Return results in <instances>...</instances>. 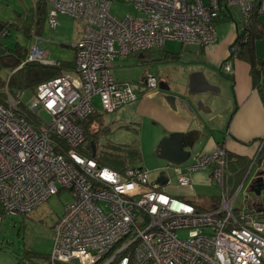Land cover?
<instances>
[{
  "label": "built area",
  "instance_id": "1",
  "mask_svg": "<svg viewBox=\"0 0 264 264\" xmlns=\"http://www.w3.org/2000/svg\"><path fill=\"white\" fill-rule=\"evenodd\" d=\"M45 1L49 28H56L58 15L64 14L81 22L83 31L72 70L39 83L26 102L23 90L3 87V215H26L52 195L70 194L71 202L52 225L49 264H264V216L232 208L239 188L231 195L225 184L224 147L199 154L186 168L210 169L221 190L210 210L166 193L146 168L117 171L78 151L85 141L78 121L96 110L95 98L104 113L137 99L129 82L113 77L114 61L160 48L166 40L212 44L223 6L238 7L245 26L253 9L264 13V0H123L136 14L121 18L112 15V0ZM238 50L239 45H232L230 55ZM26 60L49 63L42 42L31 46ZM222 70L231 72L230 64L223 63ZM142 83L155 89L158 79L146 73ZM22 106L36 125L21 113ZM55 136L68 146L65 153L56 150ZM175 170L177 185L191 183L180 168ZM180 231L186 235L179 236Z\"/></svg>",
  "mask_w": 264,
  "mask_h": 264
},
{
  "label": "crops",
  "instance_id": "2",
  "mask_svg": "<svg viewBox=\"0 0 264 264\" xmlns=\"http://www.w3.org/2000/svg\"><path fill=\"white\" fill-rule=\"evenodd\" d=\"M39 2L42 3V0H0V19H11L16 16L18 19L25 20L23 27L35 29L36 19L44 18L40 33L31 37L38 44L42 42L45 50L44 41L46 40L43 37L45 23L46 27L51 29L46 15L49 6L44 3L39 5ZM224 13L215 23L217 37L212 44H184L178 41L181 44L179 48L169 49L165 47L166 40L162 47L156 48L159 49V53H155L152 49L135 54L134 64L145 67L137 81L123 79L119 74L123 69L120 63L124 60L114 61L111 67L113 77L118 81L129 82L137 93V99L132 104L117 109L111 124H106L105 116L108 113L100 110L98 99L95 98L94 101L98 102L99 107H96V111L101 114L102 126L107 128V131L110 129L114 132L116 128H125L133 134L132 136L138 138L131 144L139 148L140 161L136 164L128 163L126 168L144 167L149 170L150 179L154 181L158 176V168L166 166V162L156 154L160 140L172 134H183L187 140L183 141L182 148L188 152V156L180 165L171 166L168 170L169 181H171L170 173L172 172L176 179L178 172L175 168H180L191 178L190 184L209 179L212 185L218 187L210 178V169H196L188 172L186 168L194 164L199 154L210 153L217 146H222L228 155L226 173L229 176L227 179V185L230 186L229 193L233 195L239 188L236 198L244 185L250 182L253 171L249 168V160L256 151L257 143L264 138V65L260 68L258 83L255 84L249 62L236 55L231 56L229 52L237 32L242 27V17L238 7L229 11L224 9ZM69 19L73 18L64 14L58 15L59 23L55 29L60 32L61 37L65 35V32L61 30L64 27L63 24H68ZM73 20L70 31L71 43L60 41V44L72 48V57L66 60L73 62L72 67L65 70L66 72L72 70L74 66V47L83 31V24ZM257 21L264 26V13L257 16ZM47 54L45 50L46 62L55 61L47 60ZM253 55L255 62L264 60V35L254 40ZM226 62L230 64L231 72L226 73L222 70V64ZM146 73L158 75V83L167 85L169 91L158 87L155 89L145 87L142 77ZM169 95L173 96L172 100L167 99ZM94 125L97 126L96 123ZM145 135L151 140V155L150 152L146 154L142 150V139ZM111 142L113 143L109 140V143ZM191 150L195 154L194 162L186 166L185 162L190 157ZM169 181L165 185L159 184L160 187L172 196L191 202L199 210H210L219 200V193L210 195L192 193L194 195L189 194L184 197L174 194L166 187L171 183ZM235 198L232 202V208L235 211L245 209L256 213L247 202L246 194H243L241 206L233 205ZM2 216L3 213L0 211V222ZM50 252L16 251L0 240V264H49Z\"/></svg>",
  "mask_w": 264,
  "mask_h": 264
},
{
  "label": "rangeland",
  "instance_id": "3",
  "mask_svg": "<svg viewBox=\"0 0 264 264\" xmlns=\"http://www.w3.org/2000/svg\"><path fill=\"white\" fill-rule=\"evenodd\" d=\"M110 11L112 15L117 18H121L126 15L134 16L136 14L132 5L126 3L123 0H112ZM14 17L16 18V16ZM14 17H12L11 19H0V22H13L14 20L12 19ZM73 21V19H69L68 24H63L64 27H62L61 29L65 32V35H63V37H61L60 32L56 31L55 28L49 30L46 27L45 23L43 37L46 40L44 41V44L46 47L45 50L48 53L46 57L47 60H67L72 57V48L60 44V41H63L65 43H71L72 37L70 31L73 25ZM2 28L3 27L1 26L0 35H3L5 37L4 32L6 28L5 30H2ZM7 31L8 35L5 38L1 39L2 42L12 49L16 48V45L18 43L21 48L27 49L28 54H30L31 46L36 44L35 40H32L33 37L27 36L22 30H20L19 28H15L14 26L9 27ZM180 45L181 44L176 40H167L165 42V47L169 49H177L180 47ZM153 50L155 51V53L160 52L159 49L156 48H154ZM135 59L136 55L133 54L124 58V61H121L120 65L121 67H123V69L120 70L121 72L119 75L122 76L123 79H134L137 81L141 73L144 71V66L134 64L136 62ZM8 72L9 69L7 68H2L0 70V75L3 76L2 78L4 80L7 79ZM156 78L159 79L158 75L156 76ZM30 96V92H26L25 98L27 100L30 98ZM95 104L96 107H99L97 101L96 103L94 101V105ZM114 113L115 112L108 113L105 116L107 125L111 124V121H113L112 119ZM90 127L93 131H96L97 129L95 125L92 124ZM109 130L100 131L97 135V137H99V141L97 143L98 147L94 148V155L96 153L97 157L100 156V151H102V148L109 143V140H111L113 141V143L115 142V144H123L122 147L125 148L123 150V153L127 154L130 157L132 151H130L129 153L128 151L132 150L131 143L134 142V139L138 140V138L132 136L133 134L125 128H116L114 132L113 130ZM142 141V150L146 154L150 152L151 155V140L148 138L147 135H145ZM105 148L109 149V145H106ZM190 152V157L185 162L186 166L189 164H193L194 162L195 154L192 153V150L189 151V153ZM92 153L93 151L91 152V154ZM129 157H127V159H129ZM144 164L146 165L145 161ZM158 164L161 165L160 163ZM153 176H155V174H153ZM170 178L171 181H169V183H171L168 184L166 187L170 189L174 194L183 195V197L188 196L192 193H194L195 195H210L218 193L220 194V188L216 187L214 184L212 185V183L209 182V179H205L201 183L197 182L194 184H188L187 186H179L175 183L176 179L172 172L170 173ZM226 186L228 188L230 187L229 185ZM246 186L247 184L244 185V188L235 198L233 205H242L243 194H245L246 192ZM71 200L72 198L70 194L67 191H62L58 194L52 195L48 200L42 202L36 209L26 215H3L0 222V240L6 242L16 251L31 250L36 252L49 253L53 247L52 225L56 221L57 217L61 216V214L63 213L64 206L71 202ZM178 235L182 237L185 236L186 233L184 231H180Z\"/></svg>",
  "mask_w": 264,
  "mask_h": 264
},
{
  "label": "trees",
  "instance_id": "4",
  "mask_svg": "<svg viewBox=\"0 0 264 264\" xmlns=\"http://www.w3.org/2000/svg\"><path fill=\"white\" fill-rule=\"evenodd\" d=\"M42 3L47 5V2L45 0H42ZM42 3L39 2L38 4L40 5ZM232 8L235 7L228 8L226 6H223L221 8L219 16H221V14H225L224 9H227L229 11ZM46 13H48V9ZM43 14L44 12L42 13V15ZM258 15L259 13L257 12V10L253 9V11H251L248 19V24H246L245 26H243L242 24V27L237 32V36L232 44L239 45V50L235 52L236 57H240L249 62L251 76L255 84L258 83L260 68L262 65H264V60L255 62L253 55L254 40L264 35V26L258 24L257 21ZM241 19L243 23V18ZM43 21L44 18L38 17L35 22V25H37L35 29H31V27L26 26L23 27L22 25L25 23V20H21L18 18H16L13 22H2L1 26L3 27L2 30H5L6 28L4 32L5 37L8 35L7 29L12 26H14L15 28H19L27 36H33L35 34L38 35L40 33ZM5 37L3 35H0V47H3L5 49V52L0 55V70L2 68H7L12 73L7 75L6 80H4L2 78L3 76L0 75L1 100L4 98L3 87L4 85H7L8 90L11 92H14L16 90H23L25 92L23 102H26V92H30V95H32V92H34L36 86L39 83L51 79L53 77L59 76L64 73L65 70H68V68L72 67L73 62L66 60H55L52 63H43L38 60L27 61V49L21 48L18 43L16 45V48L14 49L8 47L1 40ZM22 108L23 110L21 111V113L25 115L29 122H32L36 125L37 120L34 115L30 111H28L26 107L22 106ZM78 123L81 125L85 134V141L78 148V151L86 156H91L92 148L98 147L97 143L99 141V137H97V135L100 131H106L107 128L102 126L101 114H99L96 110L84 120L78 121ZM94 123L97 124V126H95L97 128L96 131L91 130L90 127L91 124L94 125ZM53 138L55 141L56 150L60 151L61 153H65L68 149V146L64 143L61 138L57 136ZM106 145H109V149L105 148ZM106 145L102 148V151H100V156L97 157L95 153L94 157L99 163L103 165H107L111 168L122 171L126 168L128 163L136 164L140 161V150L134 145H131L132 150L128 151V153L132 151L130 157L127 154L123 153V150L125 149L122 147L123 145L115 143H108ZM127 157H129V159H127Z\"/></svg>",
  "mask_w": 264,
  "mask_h": 264
},
{
  "label": "water",
  "instance_id": "5",
  "mask_svg": "<svg viewBox=\"0 0 264 264\" xmlns=\"http://www.w3.org/2000/svg\"><path fill=\"white\" fill-rule=\"evenodd\" d=\"M0 23V27H1ZM5 52V49L0 47V55ZM157 87L161 90L169 91L167 85L159 82ZM168 100H172L173 96H167ZM186 141L187 138L183 134H172L169 136L163 137L158 146L156 154L157 156L166 162V166L158 168V176L154 179V183L165 185L169 181V169L173 165H180L183 163L187 156L188 152L185 151L183 146V141ZM94 147L92 148V156L94 155ZM248 188L251 192L255 194V197H259L260 201L252 200L250 204L251 207L259 214H264V168L256 170L253 177L250 179Z\"/></svg>",
  "mask_w": 264,
  "mask_h": 264
},
{
  "label": "flooded vegetation",
  "instance_id": "6",
  "mask_svg": "<svg viewBox=\"0 0 264 264\" xmlns=\"http://www.w3.org/2000/svg\"><path fill=\"white\" fill-rule=\"evenodd\" d=\"M262 150H264V138H262L260 140V142L257 143L256 151H255L254 155L249 160L250 161L249 164H251L250 170L253 171L252 174L250 175L251 176L250 179L253 177L256 170H260V169L264 168V154H262ZM225 152H226V150H225ZM227 156L228 155L226 152V158H227ZM251 171H249V172H251ZM228 178H229V176H228V173H226V169H225V184L226 185H227V179ZM241 184L243 185V181ZM248 185L246 187V192H245V194L247 195V202L251 204L252 200L260 201V198L255 197V194L250 191V189L248 188ZM262 216H264V214H262Z\"/></svg>",
  "mask_w": 264,
  "mask_h": 264
}]
</instances>
